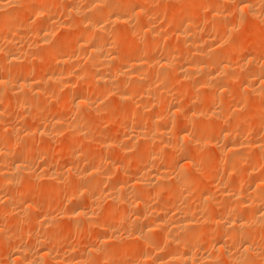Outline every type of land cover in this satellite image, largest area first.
Segmentation results:
<instances>
[{
	"label": "bare ground",
	"instance_id": "1",
	"mask_svg": "<svg viewBox=\"0 0 264 264\" xmlns=\"http://www.w3.org/2000/svg\"><path fill=\"white\" fill-rule=\"evenodd\" d=\"M0 264H264V0H0Z\"/></svg>",
	"mask_w": 264,
	"mask_h": 264
},
{
	"label": "rangeland",
	"instance_id": "2",
	"mask_svg": "<svg viewBox=\"0 0 264 264\" xmlns=\"http://www.w3.org/2000/svg\"><path fill=\"white\" fill-rule=\"evenodd\" d=\"M244 51H245V50H244ZM242 52H243V50H242V51H240V53H242ZM243 53H244V52H243ZM243 53H242V54H243ZM239 55H241V54H238V56H239ZM241 56H242V55H241ZM241 56H240V57H241ZM63 158H64V157H63Z\"/></svg>",
	"mask_w": 264,
	"mask_h": 264
}]
</instances>
